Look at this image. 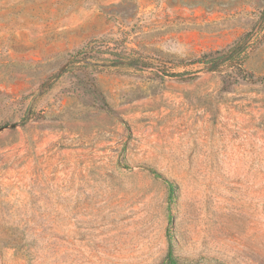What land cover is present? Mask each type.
Wrapping results in <instances>:
<instances>
[{
  "label": "rangeland",
  "instance_id": "1",
  "mask_svg": "<svg viewBox=\"0 0 264 264\" xmlns=\"http://www.w3.org/2000/svg\"><path fill=\"white\" fill-rule=\"evenodd\" d=\"M11 124L0 264H264V0H0Z\"/></svg>",
  "mask_w": 264,
  "mask_h": 264
},
{
  "label": "trees",
  "instance_id": "2",
  "mask_svg": "<svg viewBox=\"0 0 264 264\" xmlns=\"http://www.w3.org/2000/svg\"><path fill=\"white\" fill-rule=\"evenodd\" d=\"M241 51L237 49V47L232 46L228 49H222V50H216L214 52L205 53L202 55V57L199 59V62L211 64L212 70H217L222 73L224 76V81L228 85H232L233 83H236L240 79V75L245 80H255L254 78L251 79L249 75H247V70L245 68V59L241 55ZM118 62V61H116ZM227 65L225 69H222L221 66ZM185 72H179V73H171L170 75H167V73H163L164 76H170L172 78H180L183 80L193 78L196 75H191L189 77H184ZM94 85V84H93ZM94 93V99H93V105L97 106L100 109H107L111 110V107L109 106V103L107 102L104 94L98 89L95 88L93 90ZM158 177L164 178V180L169 184L170 187V198L171 195L174 192L175 185L174 182L164 177L161 173L157 171H153ZM165 264H178L177 257L173 253V247L172 244L169 246L168 253L165 258Z\"/></svg>",
  "mask_w": 264,
  "mask_h": 264
},
{
  "label": "water",
  "instance_id": "3",
  "mask_svg": "<svg viewBox=\"0 0 264 264\" xmlns=\"http://www.w3.org/2000/svg\"><path fill=\"white\" fill-rule=\"evenodd\" d=\"M16 125L17 124H11V125L2 126V127H0V132L3 131L7 127H15Z\"/></svg>",
  "mask_w": 264,
  "mask_h": 264
}]
</instances>
